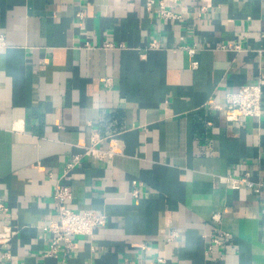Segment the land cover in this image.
<instances>
[{"label": "crops", "instance_id": "obj_1", "mask_svg": "<svg viewBox=\"0 0 264 264\" xmlns=\"http://www.w3.org/2000/svg\"><path fill=\"white\" fill-rule=\"evenodd\" d=\"M148 1L0 0V226L18 232L0 264H264V87L260 117L223 108L264 79V0ZM92 139L116 153L71 169L68 206L107 222L49 257L53 192ZM246 174L259 186L231 189Z\"/></svg>", "mask_w": 264, "mask_h": 264}, {"label": "built area", "instance_id": "obj_2", "mask_svg": "<svg viewBox=\"0 0 264 264\" xmlns=\"http://www.w3.org/2000/svg\"><path fill=\"white\" fill-rule=\"evenodd\" d=\"M154 3L153 0L148 1V6ZM161 14L165 17L175 18V16L166 11L161 4ZM7 47L4 35H0V50ZM228 48L237 49L238 46L230 45ZM189 55L195 54V49H188ZM196 63L193 64L196 67ZM263 87L264 79L260 78L255 84H247L239 87L238 90L229 92L225 97L224 111L225 117L228 122H238L243 118L254 117L258 118L262 113L263 101ZM215 108H218L214 105ZM98 140L92 139V142L84 147V151L80 155L72 157L68 162L65 175L59 180L53 192V199L56 205L57 221L50 223L44 230L49 234V248L48 256H56L61 250L64 253H69L74 250L76 237H93L96 229L105 226L107 219L101 213L90 209L85 211H76L68 206V202L72 199L71 185L68 183L69 177L67 176L71 169L81 160L82 157H92L99 160H104L109 156L114 155L116 152L111 147L107 151H103L97 146ZM68 180V181H67ZM227 182L230 184L231 189L238 190L241 187L253 189L256 186L249 179L246 174L239 178L227 177ZM137 196V192H133ZM5 203L0 200V217H4L7 213ZM220 221L219 215L212 216V222L218 223ZM18 232L10 225L3 222L0 226V247L7 246L11 243L12 239L17 236ZM177 234L173 233L169 237V241ZM225 234L213 233L210 235V244L205 251L206 256H211L215 247L222 244V238ZM0 258L9 260L11 255L9 252H2L0 250ZM214 259V258H213ZM154 264H165L163 258H157Z\"/></svg>", "mask_w": 264, "mask_h": 264}]
</instances>
